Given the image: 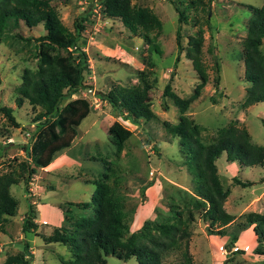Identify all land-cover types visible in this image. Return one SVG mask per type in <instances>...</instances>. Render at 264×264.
<instances>
[{
    "label": "rangeland",
    "instance_id": "374dc122",
    "mask_svg": "<svg viewBox=\"0 0 264 264\" xmlns=\"http://www.w3.org/2000/svg\"><path fill=\"white\" fill-rule=\"evenodd\" d=\"M130 2L150 8L159 18L160 28L146 32L158 51L148 48V42L140 34L130 33L118 19L105 17L99 0L52 2L61 23L69 31L73 30V20L91 5L76 43L85 53L87 65L82 71L81 89L71 95V98H84L90 109L76 127L70 146L57 155L66 156V160H59L56 170H52V164L36 168L31 177L28 189L33 202L29 199L28 203L35 210V228H21L28 209L25 186L21 181L9 186L16 207L0 230V264L6 257L21 253L23 241L28 244L29 264H63L71 260L68 243L46 238L55 227L70 232L74 218L91 214V207L84 208L79 203L89 202L94 188L90 180L100 178L103 171L101 159L109 161L119 177L117 194L124 205L129 232L137 231L146 219L165 220L170 215L169 205L173 203L182 208L195 197L178 139L161 124L163 120L175 124L179 113L170 98L161 96V91L168 83L171 91L187 97L198 83L191 61L184 56L188 36L197 31L203 39L199 59L206 82L184 115L199 127L202 143H209L218 128L236 121L238 126L247 129L251 142L264 146V101L247 107L242 105L247 86L243 81L242 55L246 21L250 16L248 6L258 7L262 0H200L192 4H189L192 0ZM181 9L185 20L178 22L177 11ZM177 28L179 49L175 43ZM43 33L41 25L26 28L21 23H9L0 37V106L10 107L18 123L10 124L0 112V174L16 169L17 161L24 158L21 145L29 141L28 137L40 122L34 120L38 107H31L25 100L17 106L14 98L23 69L33 70L37 65L38 37ZM260 51L264 53V38ZM59 53L65 65L70 66L66 51L60 49ZM139 73H144L148 81H155L148 91L149 108L158 119H140L132 124L122 120L100 99V93L113 85L135 84ZM113 121L131 131L118 153L106 134ZM214 164L220 183L228 189L224 210L234 219L223 228V234L217 235L194 213L187 226L191 264H263L264 256L253 252L256 242L252 247L249 245L252 241L242 242L239 236L243 232L249 240L254 237L246 236L251 226H243V214L264 213V160L261 166L241 169L236 161H226L222 152ZM233 175L251 184L246 187L234 184ZM111 180L109 174L108 182ZM232 236L239 240L226 248ZM172 259L170 254L164 256L163 264H169ZM105 264L138 263L134 257L124 261L109 255L105 257Z\"/></svg>",
    "mask_w": 264,
    "mask_h": 264
},
{
    "label": "trees",
    "instance_id": "16d2710c",
    "mask_svg": "<svg viewBox=\"0 0 264 264\" xmlns=\"http://www.w3.org/2000/svg\"><path fill=\"white\" fill-rule=\"evenodd\" d=\"M54 1L56 0H0V37L9 23H21L26 28L41 25L44 30L38 37L37 65L33 70L23 69L16 88L17 96L14 98L17 106L25 100L31 107H38L34 120L40 122L28 137L29 141L21 145L24 158L17 161L16 169L0 174L1 231L7 217L14 214L16 207V201L9 193V186L21 181L25 186V193L30 194L28 184L36 168L46 167L70 146L76 135V127L90 109L84 98H71V95L81 89L82 71L87 65L85 53L76 43L84 30L85 13H89L91 5L73 20V30L69 31L61 23L52 4ZM194 1L200 2L192 0L189 4ZM99 2L105 17L118 19L130 33L140 34L148 42V48L159 50L146 35L147 31L159 29L161 25L150 8L136 6L130 0ZM248 10L250 16L246 21L242 55L243 81L247 84L242 100L245 107L264 101V53L260 51L264 38V0L258 7L248 6ZM182 20H185V16L181 9L177 11V21ZM175 32V43L179 49L178 28ZM202 41V35L198 31L189 35L184 52L199 80L192 92L187 97H180L171 91L168 83L161 91V96L170 98L179 113L175 124L165 120L161 124L171 136L178 139L179 151L190 174L195 197L182 208L173 203L169 205L170 215L165 220L146 219L137 231L129 232L124 205L117 194L119 177L114 174L115 169L110 162L101 159L103 171L100 178L90 180L94 185L90 200L88 203H79L84 208L91 207V214L74 218L70 232L55 227L53 233L46 238L47 241L68 243L72 258L63 264H105V257L109 255L124 261L134 257L138 264H163V258L168 254L173 257L169 264H191L187 226L193 220L194 213L217 235L223 234V228L233 221V215L223 207L228 189L220 183L214 161L225 152L228 162L261 166L264 146L251 142L247 129L238 126L236 121L218 128L209 143H202L199 139V127L184 115L188 104L198 96L200 88L206 82V73L199 59ZM60 49L66 51L70 66L65 65ZM214 68L217 70L216 61ZM137 78L135 84L111 86L107 92L100 93V99L106 101L122 120L132 124L140 119L157 120L149 108L148 94L155 81H148L144 73H139ZM214 83H218L217 75ZM64 100V104L60 106ZM210 100L215 101L212 97ZM11 110L8 106H0V112L9 123L17 125ZM106 134L118 153L131 131L118 121H113L107 127ZM109 174L112 175L111 182H108ZM232 181L241 187L251 184L236 177H232ZM25 199L28 209L21 222L23 230L37 226L33 221L35 210L28 203L29 196ZM243 217V226L252 225L256 242L253 252L264 255V213L251 211L243 214ZM236 239V236H232L225 247L229 248ZM28 255V244L23 241L22 252L6 257L2 264H29Z\"/></svg>",
    "mask_w": 264,
    "mask_h": 264
},
{
    "label": "crops",
    "instance_id": "0c3cea01",
    "mask_svg": "<svg viewBox=\"0 0 264 264\" xmlns=\"http://www.w3.org/2000/svg\"><path fill=\"white\" fill-rule=\"evenodd\" d=\"M64 158H65V160H66V156H64V155H59V156H56L47 166L48 167H50V165L52 164V167L54 168V169H52V170H56V166H58V162H59V160H62V161H64ZM238 165H239V163H238ZM263 165V164H262ZM46 166V167H47ZM240 166V168L242 169V168H244V167H254V166H243V165H239ZM51 167V168H52ZM216 167V166H215ZM45 168V167H44ZM51 170V169H50ZM216 171H217V169H216ZM217 174H218V172H217ZM234 177H235V175H233ZM232 176V177H233ZM218 177H219V174H218ZM229 177H231V176H229ZM237 178V177H236ZM25 196H29V199H30V201H32L33 202V200H31V193L30 194H26ZM37 225V224H36ZM251 227H249L247 230L248 231H246V232H248L247 234H246V236H249L250 237V235L252 236V235H254L253 234V232H252V225H250ZM239 238H240V240L243 242L244 241V239L247 241V242H249V241H252L249 245H251L252 247H253V244L255 243V236L254 237H252V239L253 240H249L248 238H246L245 237V234L243 233V232H241V234H240V236H239ZM239 238H237L235 241H237V240H239ZM240 241V242H241ZM249 245H246V247L248 248L249 247ZM251 247V248H252ZM261 256H264V255H261Z\"/></svg>",
    "mask_w": 264,
    "mask_h": 264
}]
</instances>
